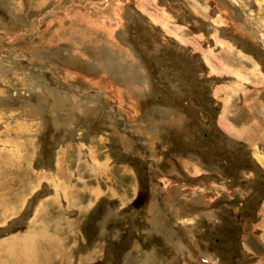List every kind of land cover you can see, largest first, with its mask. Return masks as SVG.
I'll list each match as a JSON object with an SVG mask.
<instances>
[{"label":"rangeland","instance_id":"obj_1","mask_svg":"<svg viewBox=\"0 0 264 264\" xmlns=\"http://www.w3.org/2000/svg\"><path fill=\"white\" fill-rule=\"evenodd\" d=\"M2 199L0 264H264V0H0Z\"/></svg>","mask_w":264,"mask_h":264},{"label":"bare ground","instance_id":"obj_2","mask_svg":"<svg viewBox=\"0 0 264 264\" xmlns=\"http://www.w3.org/2000/svg\"><path fill=\"white\" fill-rule=\"evenodd\" d=\"M7 161V160H6ZM22 191V190H21ZM23 192H20V194L18 195H14L16 200H19V198H21ZM13 200V199H12ZM14 201V200H13ZM15 210V206H11L10 204H8L6 202L5 206L3 207V213L2 216H6L8 214V212H13Z\"/></svg>","mask_w":264,"mask_h":264},{"label":"crops","instance_id":"obj_3","mask_svg":"<svg viewBox=\"0 0 264 264\" xmlns=\"http://www.w3.org/2000/svg\"><path fill=\"white\" fill-rule=\"evenodd\" d=\"M6 157H8V153H7V155H1V159H4V160H5ZM4 160H3V161H4ZM20 192H22V191H20ZM20 192L15 193V195L20 194ZM2 200H3V201L1 202V205H2V206H0V207H4V206H5V205H4V204H5L4 199H2ZM5 201H6V200H5ZM6 202H7V201H6ZM12 206H14V205H12ZM15 211H16V208H15V210H14L13 212H15ZM17 211H18V210H17ZM17 211H16V212H17ZM2 212H3V209H2ZM2 212L0 213V215H2ZM13 212H10V211H9L8 213H11V214H12ZM6 216H7V215H6ZM51 244H54V245H55V243H51ZM53 258H54V257H53ZM53 258H52V259H53ZM55 259H58V257H57V258H54L53 261H52V263L54 262ZM56 262H58V261H56ZM59 262H60V261H59Z\"/></svg>","mask_w":264,"mask_h":264},{"label":"trees","instance_id":"obj_4","mask_svg":"<svg viewBox=\"0 0 264 264\" xmlns=\"http://www.w3.org/2000/svg\"><path fill=\"white\" fill-rule=\"evenodd\" d=\"M232 169H233V168H232ZM211 242H213V241H211ZM216 243H218V241L215 240V242H213V244H216Z\"/></svg>","mask_w":264,"mask_h":264}]
</instances>
